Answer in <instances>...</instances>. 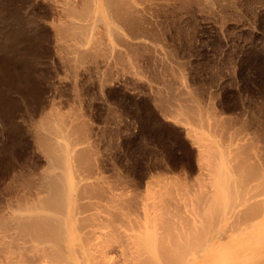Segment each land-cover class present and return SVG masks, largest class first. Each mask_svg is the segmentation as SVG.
<instances>
[{"label": "rangeland", "instance_id": "obj_1", "mask_svg": "<svg viewBox=\"0 0 264 264\" xmlns=\"http://www.w3.org/2000/svg\"><path fill=\"white\" fill-rule=\"evenodd\" d=\"M4 1V5L3 1H0V8L6 5L7 7L10 5L8 7L10 8L9 3L16 4L17 7L22 8V16L19 19L20 15H18L14 20L10 15L12 19L8 21L4 17L2 21L0 17V57L4 56L8 48L9 51L14 52H20L21 49L20 53L24 54L28 50L29 55L27 52L25 55L32 57L30 64L36 87L22 97L11 91V85H0L1 216L8 214L10 216L16 211V213L28 212L24 210V204L29 205L36 197H40V194H46L39 192L41 187L39 185L43 180L41 175L49 173L47 167L52 164L50 169L61 171V168L56 166L57 160L55 165L48 162L52 156L50 157L48 150V152L44 150L46 147L41 146L43 143L40 140L38 142L39 137L36 135L43 133V129L41 131L38 128H47L49 125L43 124L46 119L44 121L41 119L43 122L40 120L49 110H52L48 115L50 114L51 119L54 117L53 121L62 120V123L56 121L60 128L64 124L62 130L64 126H67L65 128L69 131L73 130L74 136L67 129L65 133H70V137L73 136L71 138L74 143L77 139L81 141L74 144L76 147L72 145L73 153L78 150L80 154L75 151L79 155L78 157L75 154L76 158L70 155L71 160L74 157L77 161V163L75 160L72 161L76 163L73 168L75 171L72 172H77V175L81 172L84 176L98 174L102 177L100 181L102 187H105V190L110 187L112 189L109 191L114 189L117 193L123 192L126 196L123 193L120 195L123 199L125 197V201L129 194L131 199L135 196L136 203L133 202L135 199L130 201L137 204H133L135 207L133 209L139 214L141 212L139 216L137 211L132 209V213L136 212L139 216L135 215V218L144 216L143 203L148 204L151 200H156L159 194L155 191L161 185L171 186L174 190L169 189L175 194L178 188H184L186 191L184 184L187 188L190 186L192 191L195 190L194 188L198 191L203 188L208 189L205 187L206 184L209 188L216 185L214 188L218 187L219 190L223 187L225 180L221 181L220 185L218 176L214 184L211 180L213 181L215 177L211 180L210 177L209 180L208 177L206 178L208 175H205V172L209 175L210 173H207L206 160L199 157V149L203 147L197 142L198 140L200 143L203 141L211 143L215 140L213 144L216 143L219 150L224 148V156L227 151L229 153L227 155L233 156L230 151L235 148L238 154L235 153L234 156L241 158L243 163L244 175L241 173L243 179L235 177L239 173L234 174L235 169L230 170L229 160L227 161L229 164L226 161L223 163L225 157H222L223 160L220 158L222 152L220 157L217 155L220 152L218 149V153H214L220 158L216 159L222 160L220 163H223L224 167H229L228 170L223 167L225 169L223 171L230 170L229 174L222 170L221 174L226 178L235 175L236 180L234 179L233 182L240 179L237 183H232L231 180L232 186H237L239 182L243 183L246 176L251 180L249 182L261 184L260 178L264 176V0H133L134 3L131 0H121L122 3L117 1L118 4L120 3L117 10L123 7L118 13V15L121 13L118 19L122 24L117 18L116 21L112 18L113 22L117 23H112V19L110 23L109 19L108 24L114 26L116 24L115 30H111V35L103 20H97L98 22H93L94 25H91L90 21L86 24L87 20L83 18H80L83 20L81 21L78 15L75 17L68 15L70 11L66 8L69 3L71 7L73 5L79 10L84 0ZM130 5L134 7L129 8ZM125 8L128 11L130 9L131 12L129 13ZM124 9L129 15H125ZM0 13L1 16L2 11ZM107 13L105 14L109 16ZM61 24L65 26L63 30ZM18 29L21 31H17ZM14 34L19 38L21 35V40L23 39L22 43L13 41L15 49L8 47L10 37L20 40ZM79 36L82 38L79 39ZM52 112L57 114V119ZM46 117L48 118L47 115ZM48 119L46 121L50 123L51 119ZM37 120L44 127L40 124L39 127ZM33 123L38 127L33 126ZM51 125L53 124L50 123V127ZM34 127L38 131L33 129ZM32 129L36 131L35 135ZM196 129L201 132V134L198 132L199 139ZM70 137L68 136V139ZM65 140L61 138L64 147L70 149V142L66 143ZM219 140L220 145L217 142ZM227 144H230L231 149L228 150L230 147ZM216 159L214 162L217 161ZM235 159L237 158L233 157V160ZM77 164L78 168H76ZM55 170L50 172L56 173ZM253 170L256 172L254 173ZM257 172L261 175H257L260 182L255 176ZM202 177L205 180H202ZM170 181L176 182L177 186L173 182L171 185L168 184ZM229 185L225 184L226 187L219 191L225 196L224 200L220 197L219 203H223L218 204V210L220 207L223 210L221 214L228 210L229 202L231 206H235L243 197L241 195L242 197L239 198L236 194L233 197L234 194L229 192ZM160 189L162 193L166 190L163 195L171 192L168 187ZM182 191L183 189L180 192ZM185 191L183 193L187 195L188 192ZM198 191L195 192L198 194L200 193ZM183 195L181 194L180 197H184ZM261 197L263 202L264 193L261 194L260 200ZM230 199H233L234 205ZM147 200L148 203L144 202ZM12 205L21 210H16L17 208L14 210ZM6 206L13 208L9 210ZM258 209L262 217H258L257 221L248 224L246 220L239 219L245 217L243 214L241 217V213H238L240 217L237 216V223L234 222L235 220L232 223L225 221L214 225L217 228L214 226L211 228L210 232L218 235L222 231H227L232 235L233 240L219 241L216 247H221L225 242L226 255L218 261L214 259L206 264H225V262L233 264L238 261L242 264H255L258 254L256 249L262 246L264 248V202ZM9 211L13 212L9 213ZM242 221L246 224L241 223ZM234 224L240 225V229L234 227ZM201 225L203 223L200 227ZM258 235L260 238H257ZM239 240L242 243H236Z\"/></svg>", "mask_w": 264, "mask_h": 264}, {"label": "bare ground", "instance_id": "obj_2", "mask_svg": "<svg viewBox=\"0 0 264 264\" xmlns=\"http://www.w3.org/2000/svg\"><path fill=\"white\" fill-rule=\"evenodd\" d=\"M2 1H3L2 4L4 5L5 1L4 0H2ZM7 1L9 2L10 0H7ZM117 1L121 2V0H84V3L82 2L83 5H81L82 8L81 7L79 8V6H77L78 4L76 5L79 8V10L81 9L80 11L75 6H74L75 8L73 7V5L71 7L70 3L69 4L67 3L68 7L66 8V10L70 11L68 14L69 16L72 15L73 17H75L78 15L77 17H79V19L83 18L85 21L87 20L86 24H87V22L90 21L91 25H92L93 22H98L97 20H99V21L103 20V23L107 24L108 29L110 31V35H111V30L112 31L115 30L114 27L116 26V24H115V26L108 24V21L110 19V23H111L112 18L114 19V21H116L115 18L118 19V16L121 17V15H120L121 13L118 15L119 11L121 12V10H123V7L121 9L118 8L119 10H117V6L120 4V3L118 4ZM131 1L133 2V0H131ZM126 3L127 2H125V5H126ZM9 4H11L10 8H8L10 5H8V7H7V5L5 7L1 6V8H0L1 9L0 11H2V15L0 16L1 19L4 17V19L6 21H8L9 19L11 20L12 18H10V15H11V17L13 16V18L20 15L19 19H21V16H22L21 15L22 14L21 9L22 8L20 9L19 7L16 6V4L13 5V3H9ZM84 4L86 7H84ZM125 5H124V7H125ZM119 7H121V5ZM128 7L133 8L134 5L133 6L130 5ZM125 9H124L125 15H129L128 12L129 13L131 12L130 9H129V11H128V9H126L128 11L127 13H126ZM106 12H108L107 14L109 16H107L105 14ZM67 13L68 12H66V14ZM124 13H122V14H124ZM107 17H108V19H107ZM122 17H124V15H122ZM124 18H123V20H124ZM113 19H112V23H117V22H113ZM14 20H15V18H14ZM2 21H3V19H2ZM16 21H18V20H16ZM72 21H74V20H72ZM81 21H83V20H81ZM75 22L77 23V21H75ZM119 22H120V20H119ZM16 23L20 24L18 22H16ZM72 24H74V23H72ZM120 24H122V23L120 22ZM59 25H58V27H59ZM61 26L63 27L61 30H63L65 26L63 24H61ZM59 28H61V27H59ZM75 28H73V29H75ZM65 29H67V28H65ZM69 29H70V27H69ZM93 30L94 29L92 28V31ZM17 31L20 32L21 30L18 29ZM69 31H67V32L69 33ZM86 31H87V29H86ZM88 31H89V29H88ZM67 32H66V34H67ZM114 33H116V32H114ZM114 33H112V34H114ZM118 33H120V32H118ZM75 34H76V32H75ZM80 37L81 36H79V39H80ZM90 37H91V35H90ZM17 38H19V37H17ZM19 39L20 40H18L16 38L13 39L12 37H10L8 47L11 46L14 48L13 44L15 43L16 40L21 41V43H22L23 39L21 40V35H20ZM92 39H93V37H92ZM92 39L90 38V40H92ZM13 41H14V43H13ZM29 41L33 42V40H29ZM32 42H31V46H32ZM85 42H87V41H85ZM10 43L11 44L13 43L12 44L13 46ZM16 43H18V42H16ZM96 43H97V41H96ZM77 44L78 43L75 44L76 47L78 46ZM83 45H84V43H83ZM95 45H97V44H95ZM99 45H100V42H99ZM18 48L19 47H17V49ZM22 48H24V47H22ZM77 49H78V47H77ZM77 49H75V50H77ZM90 49H92V48H90ZM94 50H96V49H94ZM5 51L6 52L4 53V56L0 57V85H3V86L11 85V88H12L11 91L16 92L18 95H22V97H23L27 93H29L33 89V87L34 88L36 87L35 83H34V79H33V69H32L31 64H30V59L32 57H27V55H25L27 53L29 55V52H27L28 50L25 51V54L23 52L20 53L21 49H20V52H14L12 50L9 51V48L6 49ZM22 51H24V50H22ZM31 54L32 53H30V55ZM72 54H74V53H72ZM75 55H77L76 52H75ZM81 55L83 56V54H81ZM7 111H9V110H7ZM49 111L47 112V114L44 113L45 117L42 115L43 117L40 118V120L43 119V121H44V119L47 120L48 118H49L48 120H50L51 119L49 117L50 114L48 115ZM52 113H54V112H52ZM54 114H52V115H54ZM46 115L48 116V118L46 117ZM56 115L57 114H55V116ZM65 117H66V115H65ZM210 117H212V116H210ZM60 118H63V117H60ZM56 119H57V116H56ZM46 120L44 122L41 120V122H43V124H46V123L49 124V125H47V128L44 127V125L41 124L40 122L38 123V120H37L38 126L41 127L43 125V127L45 128V129L42 127L38 128V130L41 129V131L43 129V133L42 134L36 133V135L39 137L37 139H38V142L40 140V142L43 143V144L40 143L41 146L43 145V148L46 147V149H44V150L46 152L49 151L48 154H50V157L52 156L51 159H48V160H50L48 162L53 163V165H55L57 163V161H58V163L60 162V164L57 163L56 166L60 167L61 171H56L53 168L50 169L52 164L49 163L50 167L49 166L47 167V169L49 170V171L48 170L47 171L49 173L44 172L46 174L41 175L43 180L41 181L42 184L39 185V186H41L40 190L38 188L40 193L45 192L46 194H40L41 195L40 197L37 194V196L39 198L36 197V199L37 198L38 199L37 200L35 199L34 202L32 200L33 205H30V204H32V203H30L29 205L26 204V205H28V206H26L23 203L25 206L24 210H26L28 212H26V213L25 212L16 213L17 211L13 212L17 207L15 208L14 205H12L14 208L6 206V207H8L9 210H12L10 208L14 209L13 211H9V213L13 212L12 214H10V216H8L9 214L8 215L6 214L8 212L5 213L7 216H5V215L1 216L0 215V264H206L208 261H211L214 259H217V261H218L219 259L223 258L222 256L226 255L225 253H226L227 249H226V247L224 249L225 242H223V245L221 247H216V245H217V243H219V241H221L223 239H227L228 241H229V239L233 240L232 235L230 233H228L227 231H222V233L220 235L216 234L215 232L211 233L210 232L212 230L211 228L214 225L216 226L217 223H221V222H225V221L226 222L231 221V223H232V221H234V220H235L234 222L237 223L236 220L238 219L237 218V216L239 215L238 213H241V217H242V214L245 217V218H242V219L239 218V219L243 220V221L246 220V223H248V224L250 222L255 221L258 217H262L261 216L262 213L258 209V207L261 204L263 205V202H264V201L261 202L263 200V197H261V200H260L261 194L264 193V190L263 191L260 190V189H264V181H263L264 176L262 177L263 179L260 178L261 179V184H260L257 182H255V183L249 182L251 180H248L247 176H246L249 174H246L245 175L246 180L244 179L243 183L239 182V184H237V186H235L234 184H233L234 186H232V183H237L241 178L243 179L242 174L244 175V173H243L244 167H243V163L241 161V158L238 159V156H234V154L237 153L234 150L235 148L233 149V151H230L233 154V156L231 154L227 155L228 151L226 150L227 151V153H226L227 157H226V156H224L225 151L223 152L224 148L220 146V148H223V149L219 150V148H217L218 145H215L216 143L213 144V142L215 141L214 139H213L214 141L208 140V141H211V143L207 142V141H205V142L203 141L200 143L198 140L200 138V137H198L199 136L198 134L199 133L201 134V132L199 130L197 131V129H196V132H197L196 134L198 137L197 142L203 147L202 149H199V153H200L199 157L204 158L206 160L205 163L207 162L206 165H208V168H207L208 172L207 173H210V175H211L210 176L209 174H206V172H205V175H208V176H206V178L208 177V180H209V177H210V180H211V178L213 179L215 177L213 179V181L211 180V182L213 184H214V181L216 183V180H218L216 178L217 176L220 178V182L225 180V182H223L224 183L223 187H226L225 184L226 185L230 184L229 187L227 186L229 188L230 194L231 193H232V195L234 194L233 197L236 194L239 196V198H241L243 196L242 200L239 199L241 202L238 200L239 204L236 203L235 206H231L232 204L229 202L230 206L227 208L228 210H226L225 213L223 212L224 214L223 213L221 214L220 212H222L223 210H221V207H220V210H218L219 209L218 204L223 203V202L219 203V201H221L220 197H223V200L225 197L222 195V193L219 192L220 190H222L223 187L220 188V190L218 189V187L214 188L216 185L213 187L210 186V188H209V185L207 186V184L204 183V184H206L205 187H208V189L205 188L206 191H204L205 189L203 187H201V188H203V190H201L204 192L203 193L201 191H198L196 188H194L195 190L192 191V188L190 186L188 188L189 189L191 188V189L188 191L187 186L184 184V186L186 187V191L188 192L186 195L183 193L185 191L184 188H178L177 191H179V189H180V191H181V189H183V191H182V193L179 191L180 192V193L178 192L179 194L177 193V191H175L176 192V194H175L171 191L174 189H172L171 186L169 187L167 185L168 189L171 188V190L169 189V191L172 192V194L174 195L173 196V195H171V192L169 193L168 190H167V192L169 194L163 195V193H165L166 190H165V192L162 193L160 188H164V187H165V189L167 188L166 186H164L165 183L163 182L164 187H162V185L160 184L161 185V186L159 185L160 188L158 187L157 191L154 190L156 193L158 192V194H159L158 197H156L157 199L154 198V199H156V200H154L155 202L153 200H151L150 203H148L149 200L144 201V202L149 204L148 205V204L143 203L144 208L142 207L143 208L142 211H144V213H143L144 216L142 215L143 217L135 218L137 216L136 212L132 213V211L135 210V209H133V208H135L133 204L136 203L135 196H134L135 200L133 198L132 199L130 198V196H129L130 194L128 195L129 197L127 196V201L128 200L129 201L134 200L133 202H135V203H133V202L131 203V201L127 202V201H125V197L123 199L122 198L123 196H121L123 192L117 193V191L116 190L114 191V189L112 191L111 190L109 191V189H112L110 187H109V189L107 188L108 190L107 189L105 190V187L104 188L102 187V184H101L102 182L100 183L102 177L99 176L98 174L95 173L96 174L95 176H93V175H91V176L87 175L86 176V174H85V176H86L85 177L84 173L82 174L80 172L79 175H77V172H74V173L72 172L73 168L75 167L74 164L77 163V161L74 159V157L76 158V156L79 157V155H80L78 153L79 152L78 150H75V151H77V153L79 155H77L75 153V151L73 153L72 145L78 144L76 142L79 140L77 139L76 142L74 143V140L72 139L74 136V134L72 133L73 130H71L69 128L71 130V131H69L67 128H65L67 126H64V128L62 130L61 128L63 127L64 124L63 125L61 124L62 125L61 128H60V125H57V123L60 120H56L58 122L53 121L54 117L50 120V123L53 124V125H51L53 127V129H52V127H50V123ZM32 121H31V123H32ZM51 121H53L55 123H53ZM61 121H60V123H62ZM202 121H204V119ZM35 123H33L32 125L37 126V124H35ZM205 123H207V122H205ZM54 124H55V126H54ZM32 125H30V126H32ZM210 125H211V123H210ZM56 126H58V127H56ZM259 126H261V125H259ZM189 127H190V125H189ZM35 128L36 127H34L33 129H35ZM66 129L68 132H71L73 134V136H71L72 138L70 137V133H67V134L65 133ZM193 129H195V128H193ZM203 129H204V126H203ZM35 130H37V129H35ZM35 130H33L34 135L36 132ZM190 130H191V128L189 129V131ZM200 130H202V129H200ZM213 130H212V132L214 133ZM76 131H78V130H76ZM193 132H195V131H193ZM203 133H206V132H203ZM226 133H229V132L226 131ZM210 134H211V131H210ZM66 135H68L71 139L70 138L68 139V136H66ZM213 137H214V135H212V138ZM61 138H62V140L63 139L65 140V138H67L66 139L67 142H66V140H65V142L66 143L70 142L71 146H70V144H67L71 147L70 148L68 146L70 149L65 148L66 146L64 147V145L62 143L64 141H61ZM79 142H81V141H79ZM217 142H219V145H220V140ZM233 144H234V142H233ZM213 145H215L216 149L214 148ZM74 147H76V145H74ZM212 149H214V150H212ZM217 149H218V151H220L219 152L220 154L217 152ZM229 149H231V147L228 148V150ZM59 152H61V153L59 154ZM216 152L218 153L217 155L219 157L223 153V155H221V157H220L221 159L223 156L225 157L224 160L222 159L223 163H225V161H226V163L231 162V164L228 163L229 164L228 166L230 167V165H231V167H230L231 171H233L232 169H235L234 174L236 172H237V174L239 173L236 176L234 175L235 177H240V179L238 181L233 182V180L235 179L234 176H232V178L228 177L229 178L228 179V178H226V176L224 174H221L222 171L225 170L224 168H226L228 170L229 167L226 166L227 164L225 165L226 167H224V164L220 163V161H222V160H219L220 158L217 155H214V153L216 154ZM75 154H76V156H75ZM70 155H74V157L72 159L75 160L76 163L72 162L73 160L70 159ZM217 157L219 159H216ZM228 157H230V159ZM233 157H235L237 159L233 160ZM53 158H55V159L53 160ZM226 158H227V160H226ZM214 159H216L217 161L219 160V161L214 162ZM231 159H232V161H231ZM232 162H233V165H232ZM216 163H217V165H216ZM219 163H220V165H223V166H220ZM219 166H220V168L221 167L222 168L224 167V168L220 169ZM232 166L234 168H232ZM78 167H79V165L77 164L76 168H78ZM50 170H52V171L55 170L54 172H56V173H53L52 171L50 172ZM210 170H212L213 172ZM73 171H75V169ZM226 171H223V172L229 174L228 173L229 171L228 172H226ZM253 172H254V170H253ZM255 172H256V170H255ZM261 172L263 173V170ZM213 173H214V175H212ZM257 173L258 174H256L255 176L259 175L260 172H257ZM72 174H73V176H72ZM74 174H76V175H74ZM239 175H241L242 177ZM263 175H264V173H263ZM227 176L231 177V175H227ZM259 176H261V175H259ZM259 176L256 177V178H258V181L260 180ZM253 177H252V179H253ZM33 178H34V176H33ZM204 178H205V176H204ZM204 178L202 180H205ZM256 178H254V179H256ZM171 180H174V179H171ZM231 180H232V183L230 182ZM161 182H162V180H161ZM165 182H167V180ZM172 182L173 181H170L168 184L171 185ZM176 182H177V184L179 183L178 180ZM176 182H173V184L175 185ZM211 182L210 183L208 182V184L213 185ZM177 184L175 186H177ZM219 184L221 185L222 182ZM224 189H223V191H224ZM186 191H185V193H186ZM195 191H198L201 194L200 193L197 194V192H195ZM39 192H37V193H39ZM120 193H121V195H120ZM181 194L182 195L184 194L183 195L184 197L181 198L180 197ZM220 194L222 196H220ZM123 195L126 196V194H124V193H123ZM176 195H177V197L179 196L178 199H177ZM173 197H175V198H173ZM229 197L232 198V196H229ZM232 200H231V202L233 203ZM234 202H236V201H234ZM21 203H19V204H21ZM11 204H10V206H11ZM135 205H137V204H135ZM225 205H226V203H225ZM233 205H234V203H233ZM17 206H18V204H17ZM19 207H21V206H19ZM260 209H262V208L260 207ZM16 210H21V209L17 208ZM135 211H137V210H135ZM259 213H261V214L259 215ZM132 214L134 215L133 217H132ZM137 214L139 216H141L140 215L141 212L139 214V212L137 211ZM200 215H202V217ZM139 216H137V217H139ZM200 217H201V219H200ZM239 217H240V215H239ZM202 219H205V221L203 222ZM200 220H202V221H200ZM243 221L241 223L246 224ZM199 222H201L200 224L203 223V225H201V227H200ZM215 222H216V224H215ZM254 223H256V222H254ZM232 226H233V224H232ZM234 227H237L240 229V225L236 226V224H234ZM215 228H217V227H215ZM227 228H229V227H227ZM227 228H225V230H227ZM241 228L243 229V226H241ZM229 229H232V228L230 227ZM257 238H260V236ZM257 240H259V239H257ZM239 242L242 243L241 240H239L238 242L236 241V243H239ZM241 243H240V245H241ZM226 245H227V241H226ZM240 245H238V246H240ZM248 245H250V244H248ZM262 247H260L259 249H256V251L258 250V252H257L258 254H257V257L255 259V264H264V248H262ZM253 252H254V250H253ZM252 262H254L253 259H252ZM225 264H226V262H225ZM233 264H242V263H239V261H238V262H233Z\"/></svg>", "mask_w": 264, "mask_h": 264}]
</instances>
